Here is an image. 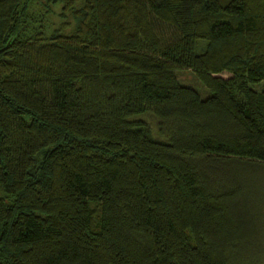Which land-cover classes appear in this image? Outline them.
Here are the masks:
<instances>
[{
	"label": "trees",
	"instance_id": "1",
	"mask_svg": "<svg viewBox=\"0 0 264 264\" xmlns=\"http://www.w3.org/2000/svg\"><path fill=\"white\" fill-rule=\"evenodd\" d=\"M262 81L264 0H0V264H262Z\"/></svg>",
	"mask_w": 264,
	"mask_h": 264
},
{
	"label": "rangeland",
	"instance_id": "2",
	"mask_svg": "<svg viewBox=\"0 0 264 264\" xmlns=\"http://www.w3.org/2000/svg\"><path fill=\"white\" fill-rule=\"evenodd\" d=\"M59 5H54L52 7V19L54 22H59L60 19L58 18V12H59ZM158 32L161 33V35L166 38L168 36L172 35V32L170 28L166 27H158ZM170 39V38H166ZM220 78L226 79L228 77L227 74L221 73L217 75ZM177 80L179 83L186 85L192 89L197 90L199 93V96L203 98L208 94L205 89L201 88L194 78L193 74L188 70H182L176 73ZM264 84V82H260L257 85H253L252 88L254 90H258L261 88V86ZM149 113H141L139 115H136L137 117H133L134 120H139L148 125L151 131V137L152 139L158 138L155 133V126H156V120L148 115ZM155 137V138H154ZM245 183H247V191H248V197L251 202L253 203V209L252 214L255 216L253 220V228L255 231V237H256V243L255 245L250 249L249 255L252 256V259H250V262H255V259H258L259 261L263 259L262 264H264V175L262 176L258 171H246L245 173ZM253 260V261H252ZM257 262V261H256Z\"/></svg>",
	"mask_w": 264,
	"mask_h": 264
}]
</instances>
